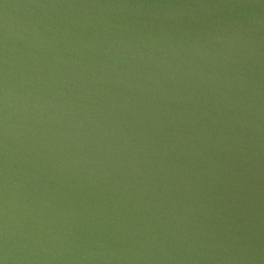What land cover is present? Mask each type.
I'll list each match as a JSON object with an SVG mask.
<instances>
[{"label":"water","instance_id":"water-1","mask_svg":"<svg viewBox=\"0 0 264 264\" xmlns=\"http://www.w3.org/2000/svg\"><path fill=\"white\" fill-rule=\"evenodd\" d=\"M0 264H264V0H0Z\"/></svg>","mask_w":264,"mask_h":264}]
</instances>
